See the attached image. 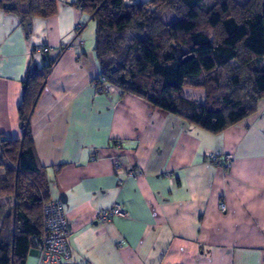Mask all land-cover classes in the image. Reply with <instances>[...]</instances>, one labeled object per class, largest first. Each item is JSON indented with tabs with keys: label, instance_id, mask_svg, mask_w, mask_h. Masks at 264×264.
<instances>
[{
	"label": "crops",
	"instance_id": "crops-1",
	"mask_svg": "<svg viewBox=\"0 0 264 264\" xmlns=\"http://www.w3.org/2000/svg\"><path fill=\"white\" fill-rule=\"evenodd\" d=\"M76 4L57 0L55 14L32 18L27 34L14 14L0 9V138H22L23 77L42 59L34 49L47 45L55 51L50 58L57 57L29 125L50 200L64 204L72 258L264 264V97L255 113L215 134L117 87L96 93L95 24ZM252 80L254 95L246 94L255 96ZM211 150L232 154L233 165L209 163L204 152ZM116 162L138 176H117ZM114 202L128 216L97 222L98 211ZM7 211L0 210V224Z\"/></svg>",
	"mask_w": 264,
	"mask_h": 264
},
{
	"label": "trees",
	"instance_id": "trees-1",
	"mask_svg": "<svg viewBox=\"0 0 264 264\" xmlns=\"http://www.w3.org/2000/svg\"><path fill=\"white\" fill-rule=\"evenodd\" d=\"M56 3L0 0V9L23 26L53 16ZM76 6L95 24L99 75L123 94L215 134L255 113L264 97V0H77ZM40 55L22 81V138L0 140V210H8L0 224V264H25L38 249L42 204L50 200L29 119L57 57ZM246 78L253 79L255 96L243 92ZM185 87L201 89L204 99L182 96Z\"/></svg>",
	"mask_w": 264,
	"mask_h": 264
},
{
	"label": "built area",
	"instance_id": "built-area-1",
	"mask_svg": "<svg viewBox=\"0 0 264 264\" xmlns=\"http://www.w3.org/2000/svg\"><path fill=\"white\" fill-rule=\"evenodd\" d=\"M78 24L74 30L78 32ZM78 46H82L84 41L78 39ZM71 46L74 44L71 43ZM36 52L40 54L54 53L47 45L36 48ZM92 85L96 93L110 94L115 87L106 81L105 76L99 75L94 78ZM1 140V138H0ZM205 159L222 169H228L233 165V155L228 153H221L216 150L205 151ZM115 174L117 176H122L123 178H136L138 174L129 173L121 166L120 163L116 162L114 164ZM140 175V174H139ZM119 182L122 183L123 179L119 178ZM42 207V233L39 238L40 244L36 252L37 263L36 264H87L85 262L75 261L72 258L71 251L69 248L68 234L70 232V227L68 225L67 218L65 216L64 204L60 200H48L45 201ZM220 210L225 212L224 205H220ZM128 213L124 209L123 205L119 202H114L109 208L100 209L97 213V222L101 224L108 223L113 217H127ZM118 247H122L119 243Z\"/></svg>",
	"mask_w": 264,
	"mask_h": 264
},
{
	"label": "rangeland",
	"instance_id": "rangeland-1",
	"mask_svg": "<svg viewBox=\"0 0 264 264\" xmlns=\"http://www.w3.org/2000/svg\"><path fill=\"white\" fill-rule=\"evenodd\" d=\"M242 82H245L243 87V92L250 94V95H254V93L252 92L251 89V81H248L243 79ZM182 96L184 97H188V98H192L194 100H203L204 99V95H203V91L199 88H190V87H185V89L182 90ZM37 263V258L34 255H30L26 261L25 264H36Z\"/></svg>",
	"mask_w": 264,
	"mask_h": 264
},
{
	"label": "water",
	"instance_id": "water-1",
	"mask_svg": "<svg viewBox=\"0 0 264 264\" xmlns=\"http://www.w3.org/2000/svg\"><path fill=\"white\" fill-rule=\"evenodd\" d=\"M9 7V6H8ZM19 21H21V19H19ZM30 24H31V20H26L24 23H23V28H24V32L27 34V33H29L28 32V26H30ZM20 125V124H19ZM20 127H22V125H20ZM30 255H38V252H36V251H30Z\"/></svg>",
	"mask_w": 264,
	"mask_h": 264
}]
</instances>
